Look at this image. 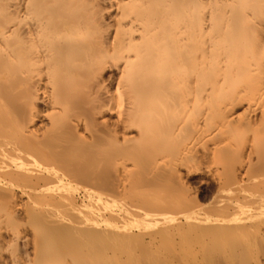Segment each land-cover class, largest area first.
I'll list each match as a JSON object with an SVG mask.
<instances>
[{
  "label": "bare ground",
  "instance_id": "1",
  "mask_svg": "<svg viewBox=\"0 0 264 264\" xmlns=\"http://www.w3.org/2000/svg\"><path fill=\"white\" fill-rule=\"evenodd\" d=\"M261 220L264 0H0V264H246Z\"/></svg>",
  "mask_w": 264,
  "mask_h": 264
},
{
  "label": "rangeland",
  "instance_id": "2",
  "mask_svg": "<svg viewBox=\"0 0 264 264\" xmlns=\"http://www.w3.org/2000/svg\"><path fill=\"white\" fill-rule=\"evenodd\" d=\"M131 164V163H130ZM129 166H131V167H135V166H139V165H129L128 164V166H127V171H128V175H133V174H136L135 172H137L136 171V169H134V170H132L131 169V167L129 168ZM133 167V168H134ZM137 168V170L139 169L138 167H136ZM132 171H135V172H132ZM189 181V182H188ZM185 185L189 188V191H188V194H191L192 196H194V197H196V199H197V201H198V203H200V207H201V210L202 211H209L211 208H215V204L212 202V200H211V198H212V196H213V193H214V190H215V187H216V184L214 183V182H212V181H209V182H207V184L206 185H202V189L203 190H201L200 189V178H198V177H196V176H191L190 178H188V179H185ZM212 182V183H211ZM212 184V185H211ZM205 186V187H204ZM213 186V187H212ZM213 188V189H212ZM135 189H136V192H137V190L139 191H141L142 193L144 192V189H138L137 187L136 188H134V190L133 189H131L132 190V193L135 191ZM212 189V190H211ZM131 190L130 191H128V196L130 197L131 195L130 194H132L131 193ZM197 190V191H196ZM196 191V192H195ZM136 192H134V193H136ZM202 192V193H201ZM209 194H208V193ZM138 193V192H137ZM136 193V194H137ZM203 193H205V194H203ZM139 195H140V193H138ZM176 195V194H175ZM127 196V197H128ZM132 196H137V195H132ZM174 196V195H173ZM177 196V195H176ZM180 196H182V195H180ZM199 196V197H198ZM178 197V196H177ZM120 198V199H119ZM118 198V200L119 201H123L125 198H121V197H119ZM214 205V206H213ZM212 206V207H211ZM209 207V208H208ZM209 209V210H208ZM242 216H244V215H242ZM126 220L127 221H129V222H131L132 220H134L132 217H127L126 218ZM262 221V223H264V221L263 220H261ZM260 226H264L263 224H260ZM264 227H259V232L257 233V232H255V231H251V233L253 234V236L255 235L256 236V238L258 239L263 233H264V229H263ZM258 230V229H257ZM256 230V231H257ZM261 230V231H260ZM148 233V231L147 230H145V229H143V231L141 232L142 234L141 235H139V236H137L139 239H137V241L138 240H140L141 241V237L142 236H144V237H146V235L145 234H147ZM252 236V235H251ZM137 237H135V238H131L129 241V245H131V246H133L134 244L136 245L138 242L135 240ZM260 239V238H259ZM134 240V241H133ZM262 240V239H261ZM261 240H258V242H256L255 243V246H254V248H252L251 247V249H252V251H251V253H249L248 252V254H247V256L245 257L244 255L246 254V253H244V255H241V256H239V257H241V258H243V256H244V258H246L245 260H243V262H245L246 264L249 262V264H255V263H259V264H264V239L262 240L263 242H261ZM131 241H133V242H131ZM249 257V258H248ZM262 257V258H261ZM241 258H239V259H241ZM238 259V260H239ZM237 260V259H236ZM237 260V261H238ZM242 260V259H241ZM241 260H240V262H238L239 264H241ZM249 260V261H248ZM237 261H235L236 263H237ZM255 261V262H254Z\"/></svg>",
  "mask_w": 264,
  "mask_h": 264
}]
</instances>
